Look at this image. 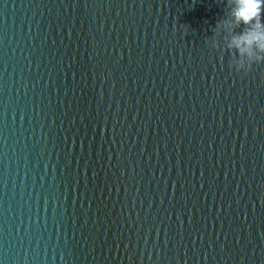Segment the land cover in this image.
Wrapping results in <instances>:
<instances>
[{
    "label": "water",
    "instance_id": "water-1",
    "mask_svg": "<svg viewBox=\"0 0 264 264\" xmlns=\"http://www.w3.org/2000/svg\"><path fill=\"white\" fill-rule=\"evenodd\" d=\"M225 0H0V264H264V64L205 40Z\"/></svg>",
    "mask_w": 264,
    "mask_h": 264
},
{
    "label": "clouds",
    "instance_id": "clouds-1",
    "mask_svg": "<svg viewBox=\"0 0 264 264\" xmlns=\"http://www.w3.org/2000/svg\"><path fill=\"white\" fill-rule=\"evenodd\" d=\"M225 6L226 15L216 21L205 43L219 50L221 59L228 52L229 69L246 75L264 64V0H225Z\"/></svg>",
    "mask_w": 264,
    "mask_h": 264
}]
</instances>
